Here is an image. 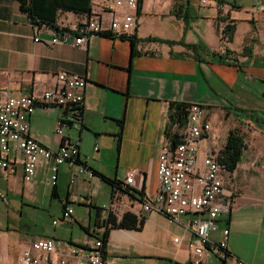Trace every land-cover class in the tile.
I'll use <instances>...</instances> for the list:
<instances>
[{"label":"crops","instance_id":"1","mask_svg":"<svg viewBox=\"0 0 264 264\" xmlns=\"http://www.w3.org/2000/svg\"><path fill=\"white\" fill-rule=\"evenodd\" d=\"M91 2L46 0L47 10L32 19L19 0H0V94H40L53 87L60 72L86 80L79 129L57 134L67 112L61 107H39L29 118L30 136L52 150L79 140L86 172L62 165L52 186L48 165L42 162L34 178L24 182L23 156L17 151L6 156L16 172L0 168V216L6 220L0 223V264H21L20 252L37 239L86 247L96 237L106 238L107 264H191L198 241L186 228L187 219L176 225L156 213L142 214L135 200L121 197L114 204V197L128 172H137L136 186L145 196L157 194L171 105L193 103L206 109L212 123L211 135L200 143L199 162L209 152L220 154L230 131L245 138L240 162L225 177L221 202L230 210L222 215L219 232L211 234L217 241L229 229V257L220 261L207 249L202 264L235 259L264 264V9L255 11L250 0H210L205 5L200 0H140L135 45L108 35L91 36L80 47L34 42L39 32L47 41L54 34L60 37L46 24L53 15L59 28L72 30L87 19ZM73 172L77 177L70 183ZM12 200L41 212L56 208L61 214L51 224L25 231L10 226ZM67 204L73 223L62 218ZM126 214L142 224L122 228L108 222L110 216L120 222ZM74 223L82 236L75 234ZM64 227L72 229L69 235L62 233ZM63 253L40 264H57Z\"/></svg>","mask_w":264,"mask_h":264},{"label":"built area","instance_id":"2","mask_svg":"<svg viewBox=\"0 0 264 264\" xmlns=\"http://www.w3.org/2000/svg\"><path fill=\"white\" fill-rule=\"evenodd\" d=\"M250 1L254 3L255 11L264 9V0ZM208 2L210 0H200L204 5ZM139 7L140 0H92L86 20L72 30L61 33L60 37L54 34L51 41L41 38L39 32L34 42L71 43L80 47L91 36L101 34L133 39L139 28ZM118 9L124 12L118 13ZM85 86L84 77L60 72L55 77L53 87L40 94L19 98L0 94V168L14 174L16 170L6 156L17 151L23 156L24 182L34 178L42 162L48 165L47 182L52 186L56 185L58 169L62 165L75 167L85 173L86 167L79 160V140L64 143L57 150H52L33 139L29 133V118L39 107H61L67 110L66 118L57 125L58 135L62 136L68 128L79 129L85 107ZM171 132L159 155L157 194L153 198L145 196L141 188L137 189V172H128L125 182L116 189L114 204L122 197L139 202L142 214L156 213L176 225H184L187 219L186 228L198 241L192 249L191 264H202L207 249L218 260L226 262L229 257V229H223L217 241L212 239L211 234L219 232L220 219L230 210L228 205L221 202L225 194V177L229 171L220 163L219 153L209 152L199 162L200 143L212 132L206 109L198 103L188 104L181 119L174 118ZM174 133L178 135L176 138ZM76 177L73 172L70 183H74ZM0 196L4 195L0 193ZM72 214V207L65 205L62 218L73 223ZM107 225L104 223L102 228H107ZM61 250L64 253L57 264H107L104 237H96L86 247L55 239H37L30 248L20 252L18 259L21 264L48 263L51 256ZM228 264L245 263L235 259Z\"/></svg>","mask_w":264,"mask_h":264},{"label":"trees","instance_id":"3","mask_svg":"<svg viewBox=\"0 0 264 264\" xmlns=\"http://www.w3.org/2000/svg\"><path fill=\"white\" fill-rule=\"evenodd\" d=\"M21 4V8L24 12H26L32 19L34 17L40 14H43V10H47L46 8V0H19ZM59 3V2H58ZM57 3V4H58ZM72 6H66V9H71ZM91 7V5H90ZM90 12V8H89ZM52 30L55 31L57 34H61L63 32H68L70 31L67 28H59L55 24V16L53 15L51 17V20H49L46 23ZM101 35H108L112 36L110 34H101ZM126 39V38H124ZM130 40L133 45L136 44V37L133 39H127ZM170 45H173V43H169ZM187 104H172L171 105V119H170V127H172V124L174 122V118H179L181 119V116L184 114L185 109L187 108ZM183 124V123H182ZM181 124V126H183ZM171 130L167 133V136L172 135ZM178 135L177 133H174V137L176 138ZM245 138L244 135L238 131V130H232L230 131L227 142L225 144L224 149L220 152L219 154V161L222 165L225 166V168L229 172H233L238 163L241 160V157L243 155V151L245 149ZM174 143V142H173ZM104 179H106L104 176H102ZM55 192V189H54ZM108 222L112 223L116 227H122V228H131V227H136L140 226L142 224V220H139L136 218V216L132 214H126L124 218L118 222V220L114 219L113 216H110ZM104 242L106 243V238L104 237Z\"/></svg>","mask_w":264,"mask_h":264},{"label":"rangeland","instance_id":"4","mask_svg":"<svg viewBox=\"0 0 264 264\" xmlns=\"http://www.w3.org/2000/svg\"><path fill=\"white\" fill-rule=\"evenodd\" d=\"M19 202L21 203L20 200ZM19 202H15V200L11 201V204H13V209H11L9 213V221L11 227H14V225H19L22 226L25 231H28V229H32V227L35 228V225H38L40 223L49 222L51 224L52 220L58 219V214H61L60 210L56 208L52 209V211L50 212H41L29 207L27 204L21 205ZM0 205L4 206L2 203H0ZM0 223H6V220L5 218H3V216H0ZM64 228L65 229L61 230L62 233L64 235H69L72 229H68V227ZM73 229L75 231V234L78 236H82L84 234V231L80 229L79 226L75 223Z\"/></svg>","mask_w":264,"mask_h":264}]
</instances>
